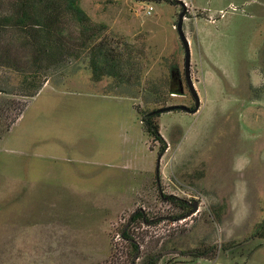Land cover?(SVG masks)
<instances>
[{
	"label": "rangeland",
	"instance_id": "obj_1",
	"mask_svg": "<svg viewBox=\"0 0 264 264\" xmlns=\"http://www.w3.org/2000/svg\"><path fill=\"white\" fill-rule=\"evenodd\" d=\"M75 1L36 96L0 72V264H264V0ZM179 15L200 107L149 116L194 106ZM99 46L118 74L96 81Z\"/></svg>",
	"mask_w": 264,
	"mask_h": 264
},
{
	"label": "trees",
	"instance_id": "obj_2",
	"mask_svg": "<svg viewBox=\"0 0 264 264\" xmlns=\"http://www.w3.org/2000/svg\"><path fill=\"white\" fill-rule=\"evenodd\" d=\"M10 9L9 13L0 14V44L2 45L7 40L3 37L8 31L10 33L15 31L17 40L22 42L24 48L29 47L31 50L32 66L28 72L22 71L12 63V55L0 50V72L4 70H9L11 73L12 70L19 71L22 74L21 80L25 90L28 92L24 96L32 98L42 88L40 76L48 69H45L42 64L49 61L50 67L60 65L61 57L66 50V44L62 43L60 39L63 31L59 25L62 13L69 14L70 19H75L80 27L83 26L86 18L75 0H14ZM11 39L12 37L10 41ZM90 55L94 80L98 81L105 73L118 74L117 69H114V64L110 61L108 51L103 46L92 48ZM8 95H12V90L7 85L0 84V96ZM146 128L149 134L159 139L157 127L151 123L150 119L146 121ZM125 236L126 233L123 234V237ZM258 236L260 239H264V225L259 229ZM136 249L137 247L132 245L134 252Z\"/></svg>",
	"mask_w": 264,
	"mask_h": 264
},
{
	"label": "water",
	"instance_id": "obj_3",
	"mask_svg": "<svg viewBox=\"0 0 264 264\" xmlns=\"http://www.w3.org/2000/svg\"><path fill=\"white\" fill-rule=\"evenodd\" d=\"M182 18H183V15H179V20H178V23L176 26V31H177L178 37L180 39V42L184 48V54H185V56H184V77H185V82H186V85L188 87L189 93H190V95L194 101V106L192 109H189L188 107L183 106V105L164 107V108H161V109H158V110H155V111L149 113V116H154V115L161 114L164 112H170V111H176V110L183 111V112H186L189 114H194V113L198 112V110H199L200 101H199L198 95L196 94V92L194 90V87H193V84L191 81V77H190V49H189L188 41H187L186 37L184 36L183 31H182ZM195 211H196V204H194L192 206L191 212L188 213L186 215V217H188L189 215H191ZM136 259H137V255H135L133 257L130 264H135Z\"/></svg>",
	"mask_w": 264,
	"mask_h": 264
},
{
	"label": "flooded vegetation",
	"instance_id": "obj_4",
	"mask_svg": "<svg viewBox=\"0 0 264 264\" xmlns=\"http://www.w3.org/2000/svg\"><path fill=\"white\" fill-rule=\"evenodd\" d=\"M185 207H187V208H191V210H192V206L190 207V204L189 203H185ZM196 209H197V204H196Z\"/></svg>",
	"mask_w": 264,
	"mask_h": 264
},
{
	"label": "built area",
	"instance_id": "obj_5",
	"mask_svg": "<svg viewBox=\"0 0 264 264\" xmlns=\"http://www.w3.org/2000/svg\"><path fill=\"white\" fill-rule=\"evenodd\" d=\"M149 10H151V8Z\"/></svg>",
	"mask_w": 264,
	"mask_h": 264
}]
</instances>
